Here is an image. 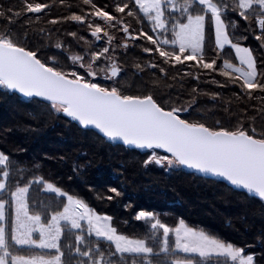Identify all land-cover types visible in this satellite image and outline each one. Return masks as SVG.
I'll return each mask as SVG.
<instances>
[{
	"label": "snow or ice",
	"instance_id": "snow-or-ice-1",
	"mask_svg": "<svg viewBox=\"0 0 264 264\" xmlns=\"http://www.w3.org/2000/svg\"><path fill=\"white\" fill-rule=\"evenodd\" d=\"M82 3L88 11H72L70 16L49 23L72 22L86 27L94 42H103V46L89 50L82 47L88 43L84 36L68 32L66 36L83 54H72L67 70L56 61L42 59L41 50L25 46L13 29L22 15L39 18L38 14L54 5L21 0L19 10L0 6V18L8 25L0 29V86L25 97L40 98L51 112L85 129L94 128L110 141L149 150L146 166L191 169L208 178L220 177L264 200V132L257 134L255 128L249 130L243 124L208 126L185 118V114H192L191 105L175 106L171 98L166 100L154 91L129 94L120 82L126 69L116 55L145 41L151 46L142 53L154 54L158 62L136 64L138 71L148 68L166 77L169 66L192 62L198 70L219 72L249 95L255 90L264 92V72L258 69L252 48L240 42L247 36L234 42L229 33L235 23L230 17L235 15L253 29L256 40H264V0ZM130 19L137 22L135 28ZM209 35L214 40L213 57L205 54ZM55 47L65 48L64 41L57 40ZM226 48L234 50L238 64L223 59ZM33 186L60 200L43 206L30 203ZM109 191L112 195L108 200L121 195L117 187ZM135 219L148 225L144 238L120 233L111 216L100 214L54 181L32 175L10 154L0 151V264H70V255L86 258L85 264H153V258L156 264H202L208 257H215L218 264H256L255 254L246 252L245 247L190 227L183 218L170 226L155 211L141 209ZM66 233L74 234L73 242L62 248ZM93 236L94 245L89 242ZM101 241L107 248H101Z\"/></svg>",
	"mask_w": 264,
	"mask_h": 264
},
{
	"label": "trees",
	"instance_id": "trees-1",
	"mask_svg": "<svg viewBox=\"0 0 264 264\" xmlns=\"http://www.w3.org/2000/svg\"><path fill=\"white\" fill-rule=\"evenodd\" d=\"M39 2L54 6L38 14L39 18L35 14L22 15L13 29L20 34L25 46L41 50L42 59L47 58L52 63L50 59L56 58L67 70L66 53L80 51L66 36L71 31L88 41L82 47L88 45L89 50L94 51L97 45L101 46L100 42H94L93 37L91 39L86 27L72 22L49 23L53 19L70 16L72 11L89 10L82 0H64L63 4L60 0ZM94 2L104 4L111 0ZM20 5L21 0H0V6L5 8L16 6L15 10H19ZM230 19L235 22L229 29L234 42L246 35L247 39L240 42L252 48L258 69L264 72V68H260L264 63V40H256L253 29L242 19L235 15ZM130 22L135 28L137 22L131 19ZM7 27L4 19L0 18V29ZM145 30H148L147 24ZM116 35L120 37V33ZM57 40L64 41L65 48L62 49L66 53L55 47ZM68 44L71 48L67 47ZM150 46L149 42L141 41L134 48L116 53L119 63L126 69L121 73L120 82L129 89V94L154 91L166 100L171 98L175 106L191 105L189 110L192 114L190 117L185 114V118L208 126L243 124L249 130L255 128L257 134L264 132V92L255 90L249 95L219 72L198 70L192 62L169 66L166 77L148 68L138 71L136 64L158 62L154 54L142 53L143 48ZM213 50L214 40L209 35L205 43L206 56L213 57ZM222 56L238 63L234 50L229 52L226 48ZM197 75L199 80L195 79ZM39 101L40 98L26 99L0 86V151L10 154L21 168L54 181L100 214L111 216L113 226L132 238H144L148 234L147 223L136 220V213L141 209L155 211L170 226L183 218L191 227L245 247L246 252L255 254L256 264H264V200L237 190L224 181L186 169H169L155 164L146 166L144 160L147 159L146 153L150 154L149 150L111 142L97 130L85 129L62 114L51 112L47 103ZM112 187H117L121 195L108 200ZM59 200L55 194L46 193L37 186H33L30 192V203L43 206ZM73 235L66 233L62 248L73 242ZM89 242L94 245L96 238L91 237ZM149 243L152 246V242ZM101 248H107V243L101 241ZM68 259L70 264H85L86 261L78 255H70ZM153 264H156L155 258ZM202 264L218 262L215 257H210L203 258Z\"/></svg>",
	"mask_w": 264,
	"mask_h": 264
},
{
	"label": "water",
	"instance_id": "water-1",
	"mask_svg": "<svg viewBox=\"0 0 264 264\" xmlns=\"http://www.w3.org/2000/svg\"><path fill=\"white\" fill-rule=\"evenodd\" d=\"M18 94H19V93H18ZM20 95H21L22 97L26 98V99H30L29 97H25V96H23L22 94H20ZM32 98H34V97H32ZM90 128H91V127H90ZM92 129H94V128H92ZM95 130H96V129H95ZM97 131H98V130H97ZM105 138H106V137H105ZM106 139L108 140V138H106ZM109 141H110V140H109ZM111 142L123 144V142H122V141H119V140H117V141H111ZM125 146L130 147V148H135V146H129V145H125ZM139 150L147 151V150H145V149H139ZM161 151H163V150H161ZM186 170L189 171V172L196 173L195 170H191V169H186ZM196 174H199V175L205 176L204 174H201V173H196ZM214 179H218V180L224 181L223 178H220V177H215ZM224 182H226V183H228V184L230 185L229 182H227V181H224ZM231 186H232L233 188L237 189V190H240V191H244V192H246V190L241 189V188H238L237 186H234V185H231ZM248 194L258 197V196H257L256 194H254V193H248ZM258 198H260V197H258ZM260 199H261V198H260Z\"/></svg>",
	"mask_w": 264,
	"mask_h": 264
},
{
	"label": "rangeland",
	"instance_id": "rangeland-1",
	"mask_svg": "<svg viewBox=\"0 0 264 264\" xmlns=\"http://www.w3.org/2000/svg\"><path fill=\"white\" fill-rule=\"evenodd\" d=\"M88 11V10H87ZM86 12V11H85ZM89 32V31H88ZM90 33V32H89ZM91 39H92V36H91ZM100 45L101 46H103V42H100ZM249 47V46H248ZM84 48H87V49H89L88 48V45L87 46H85ZM58 50H60V51H64L63 49H58ZM77 50V49H76ZM65 52V51H64ZM66 53V52H65ZM75 53H79V54H83V53H81L80 51H78V52H71V53H69V54H67L66 53V56H67V58H68V64H70L71 63V60H70V56L72 55V54H75ZM51 60V62H53V61H56V62H58L59 64H61L60 62H59V60L58 59H56V58H51L50 59ZM85 63H87V60L85 61ZM235 64H238V63H235ZM81 71H83V70H81ZM104 83H110V82H107V81H105ZM103 215V214H102ZM191 227V226H190ZM208 258H210V257H208ZM208 258H204V259H208Z\"/></svg>",
	"mask_w": 264,
	"mask_h": 264
},
{
	"label": "bare ground",
	"instance_id": "bare-ground-1",
	"mask_svg": "<svg viewBox=\"0 0 264 264\" xmlns=\"http://www.w3.org/2000/svg\"><path fill=\"white\" fill-rule=\"evenodd\" d=\"M159 192H160V191H159ZM159 192H158V193H159Z\"/></svg>",
	"mask_w": 264,
	"mask_h": 264
}]
</instances>
